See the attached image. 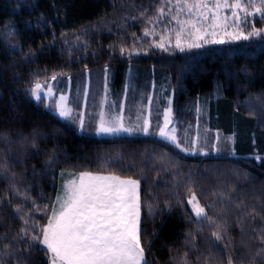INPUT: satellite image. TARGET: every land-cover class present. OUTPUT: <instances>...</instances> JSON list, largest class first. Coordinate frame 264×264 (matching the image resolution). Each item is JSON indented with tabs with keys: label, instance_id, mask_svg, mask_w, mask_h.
<instances>
[{
	"label": "trees",
	"instance_id": "16d2710c",
	"mask_svg": "<svg viewBox=\"0 0 264 264\" xmlns=\"http://www.w3.org/2000/svg\"><path fill=\"white\" fill-rule=\"evenodd\" d=\"M181 1L0 0V264H52L43 238L63 169L139 180L144 264H264V14L250 39L156 46ZM108 69L115 90L170 88L179 138L197 149L84 134L33 96L39 80Z\"/></svg>",
	"mask_w": 264,
	"mask_h": 264
},
{
	"label": "rangeland",
	"instance_id": "374dc122",
	"mask_svg": "<svg viewBox=\"0 0 264 264\" xmlns=\"http://www.w3.org/2000/svg\"><path fill=\"white\" fill-rule=\"evenodd\" d=\"M263 14L264 0L181 1L177 10H173L170 17L162 18L154 29L153 35L157 37L155 44L165 49L186 50L203 43L250 39L262 32L255 24V17ZM111 72L110 69L89 71L78 76H53L39 80L33 86V96L36 100L45 99L48 106H55L59 116L76 125L84 134L115 136L143 133L139 127L128 123L124 104H121L123 99L111 97ZM129 75L131 78L133 73L130 71ZM74 82L78 85L76 91ZM84 82L86 85L83 86ZM81 88H84L83 91ZM89 92H92L91 96H87ZM79 99L83 106L77 113L82 116L75 119L74 105ZM107 101L112 102L108 108ZM84 112L92 114L91 123L96 122L90 128L86 127L88 121ZM113 112L115 114L110 119L105 116V113ZM209 131L207 134L216 137L215 149L223 147V150H228L230 137L215 130ZM164 138L175 142L170 134ZM203 138L209 140L206 134ZM199 144L182 148L195 150ZM89 173L87 177L82 172L61 171L64 181L45 227L43 243L49 246L65 241L66 250L52 252L45 245L51 253L52 263L144 264L145 253L140 241L139 180L114 174ZM189 201L197 216L205 214L206 209L196 195H192ZM72 239L77 242L75 251L69 249Z\"/></svg>",
	"mask_w": 264,
	"mask_h": 264
},
{
	"label": "crops",
	"instance_id": "0c3cea01",
	"mask_svg": "<svg viewBox=\"0 0 264 264\" xmlns=\"http://www.w3.org/2000/svg\"><path fill=\"white\" fill-rule=\"evenodd\" d=\"M157 74L158 73L154 72L153 76L155 77ZM157 80H159V78L156 79V81ZM111 87H112L111 93L109 91V93L111 94V97L115 99H121V98L123 99L121 101V104H124V111H125L124 113L127 116V121L128 123H131L135 125L136 127H139L141 131H143V133H139V134L141 135H154L155 134L159 138L166 140V141H169V140L165 139L164 137L170 134V137L175 140V142H172V143L180 144L182 146L183 145L192 146L191 137L187 136L186 137L187 139L185 141L179 138L178 126H180V123H178L177 120L175 119L174 95H173V91L170 90V88L168 87L167 89L163 87L160 88V87H157V84L153 86V90L151 91H149V89L113 90L112 85ZM91 93L89 92L87 96H91ZM81 94L82 93L80 92L79 96H81ZM111 104H112L111 101H107L106 108H108V106ZM114 114L115 112H113L112 114L105 113V116L110 119V117L113 116ZM83 115L85 116L86 121H88L87 122L88 124H86V127L87 128L92 127V123H91L92 114L84 112ZM75 116L79 117L77 113L75 114ZM101 116H102V113L100 115V118ZM206 125H208L209 128L211 127L210 120L205 119L204 117V127ZM129 135H138V134H129ZM82 174L88 177L90 176L91 173L82 172ZM56 227H61V225H56ZM66 233L67 232H64L63 234H66ZM71 242H72L70 243L71 247L69 249L75 251L77 249V245H76L77 242L75 239H72ZM48 247L50 248L52 252H54V250H59V251L66 250L65 241H61L57 245L49 244ZM52 264H64V263L54 261Z\"/></svg>",
	"mask_w": 264,
	"mask_h": 264
},
{
	"label": "bare ground",
	"instance_id": "6f19581e",
	"mask_svg": "<svg viewBox=\"0 0 264 264\" xmlns=\"http://www.w3.org/2000/svg\"><path fill=\"white\" fill-rule=\"evenodd\" d=\"M89 116V115H88ZM92 118V117H91ZM52 259V258H51Z\"/></svg>",
	"mask_w": 264,
	"mask_h": 264
}]
</instances>
